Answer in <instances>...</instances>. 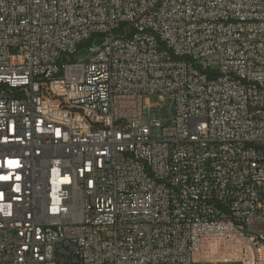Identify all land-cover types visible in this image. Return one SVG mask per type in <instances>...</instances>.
<instances>
[{
  "label": "built area",
  "instance_id": "built-area-1",
  "mask_svg": "<svg viewBox=\"0 0 264 264\" xmlns=\"http://www.w3.org/2000/svg\"><path fill=\"white\" fill-rule=\"evenodd\" d=\"M2 177L0 264H264V0H0Z\"/></svg>",
  "mask_w": 264,
  "mask_h": 264
},
{
  "label": "rangeland",
  "instance_id": "rangeland-1",
  "mask_svg": "<svg viewBox=\"0 0 264 264\" xmlns=\"http://www.w3.org/2000/svg\"><path fill=\"white\" fill-rule=\"evenodd\" d=\"M103 42V37L101 36H97L94 38L93 40V43L97 46L101 45ZM90 55V47L89 46H84L83 48H81L78 53H77V59H80V60H84L86 59L88 56ZM144 105L145 106H151V107H158L160 106V99L159 97H153V98H145L144 99ZM149 112L150 114L154 115L158 113V110H152V111H149L147 108L145 109V119H146V122L149 121ZM254 230L256 231H259V230H264V226L261 225V226H255L253 228ZM222 264H225V263H222ZM226 264H240V263H226Z\"/></svg>",
  "mask_w": 264,
  "mask_h": 264
},
{
  "label": "snow or ice",
  "instance_id": "snow-or-ice-1",
  "mask_svg": "<svg viewBox=\"0 0 264 264\" xmlns=\"http://www.w3.org/2000/svg\"><path fill=\"white\" fill-rule=\"evenodd\" d=\"M0 179H5V180H6V179H8V177H2V178H0Z\"/></svg>",
  "mask_w": 264,
  "mask_h": 264
}]
</instances>
